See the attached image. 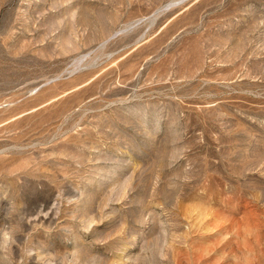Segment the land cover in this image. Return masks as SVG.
Segmentation results:
<instances>
[{"label":"rangeland","instance_id":"rangeland-1","mask_svg":"<svg viewBox=\"0 0 264 264\" xmlns=\"http://www.w3.org/2000/svg\"><path fill=\"white\" fill-rule=\"evenodd\" d=\"M0 264H264V0H0Z\"/></svg>","mask_w":264,"mask_h":264}]
</instances>
